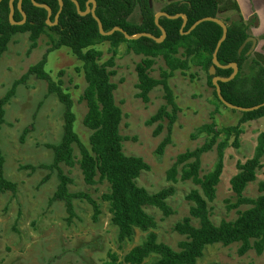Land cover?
<instances>
[{"label": "trees", "instance_id": "16d2710c", "mask_svg": "<svg viewBox=\"0 0 264 264\" xmlns=\"http://www.w3.org/2000/svg\"><path fill=\"white\" fill-rule=\"evenodd\" d=\"M10 1L3 0L0 4V57L8 50L9 44L17 34H29L30 51L38 48V42L44 36L50 39V47L43 59L30 67L26 74L16 81L11 90L0 99V196L6 192H11L13 195L17 193V185L6 179L4 170L6 160L1 148V131L5 124V106L15 96L17 88L25 85L31 77L35 76L47 82L48 93L56 95L65 107L62 140L59 144L47 145L54 153L53 163L41 166L43 169L56 171L58 175L59 185L51 202H64L70 222L75 217L74 200H85L93 207L96 221L100 215V206L86 193H70L69 185L72 180L63 172L61 165L73 168L78 164L87 185L108 183L109 191L103 195L102 199L109 204L112 222L119 231L118 248L123 250L125 242L132 238L135 230L150 232L156 229L154 218L145 211L147 207L158 209L166 217L173 214L167 201L174 195L175 190L167 188L150 194L137 185L141 174L149 171L150 167L142 158L128 157L123 153L124 138L120 134L123 113L116 105L114 92L117 86L112 82V77L116 73L112 70L115 67L114 57L103 62V52L95 47L109 43L113 54L116 55L118 48L126 46L128 51L143 57L136 67L139 97L148 103L149 94L159 86L163 88L165 99L172 108V114H169L167 107H164L149 121V124L161 122L165 117H169V134L178 112L169 86V80L175 73L187 71L190 65H195L207 72L209 82L212 84L214 77L229 79L233 75V69L221 67L237 64L239 71L235 78L218 82L223 99L233 106L244 109L261 107L242 113L237 126L216 129L214 124H207L197 129L193 138L205 135L207 139L204 144L193 151L179 155L176 163L168 171L170 181L176 182L178 174L181 173L182 181H192L200 188V190H193L187 197L193 204L190 216L175 226V231L185 236L186 241L179 245L180 250L175 251L163 243H158L156 234L150 232L147 240L133 248L122 261L117 254H110L111 261L108 264H147L146 260L152 256L158 257V260L152 264H197L203 257L205 249L216 244L226 247L240 244L238 250L240 256L246 255L251 250L262 255L264 252V183H260L259 186L263 195L257 199L246 198L243 193L256 181L257 172L262 168L264 133L259 138V145L253 158L245 163H239V173L232 179V191L237 197L232 208L238 209L242 206L249 208L239 212L235 221H223L219 226L212 223L209 208V203L216 199L217 186L224 168L225 151L231 145L239 146L238 138L242 133L243 124L264 118V64L257 60L246 63L251 45H247L240 52L241 47L251 37L250 25L241 17L232 20L229 24L225 23L227 36L217 55V61L221 67H215L216 74L211 76L209 71L214 67L213 56L223 38V29L217 23L207 21L192 32L189 33V31L200 20L219 18V13L223 9L219 0H170L169 4L161 10V13L167 14L170 18L161 16L158 20L150 0H75L81 13L87 11L88 5L93 8L90 2L95 1V17L91 13L79 14L77 6L71 0H62V8L60 0H23L21 9L18 7L19 0H14V24L10 20ZM40 6L48 7L51 15L49 16L46 8ZM137 7L141 11V23L133 24L130 22V17ZM232 7L238 9L236 3ZM60 11L58 23L55 24ZM22 12L26 16L24 23ZM176 16L179 17L174 18ZM182 16L187 18L184 27ZM48 20L53 25H48ZM100 24L105 34L112 32L115 28L122 31L104 35L101 33ZM161 28L166 33L161 43L147 37H139L135 40L126 38V35L134 37L149 34L155 39H160L163 37ZM61 48H69L83 63L87 86L79 102L87 107L83 124L92 132L90 150L81 143L74 130L76 116L73 112L71 95L65 93L60 84L55 83L45 71L48 55ZM159 58L164 60L166 68L161 71V79H155L149 73ZM212 87L216 88L213 84ZM161 128L160 125L155 132L156 135ZM29 130L30 128L26 129L23 138ZM233 137L234 141L230 144V139ZM169 143L170 137L160 145L158 149L160 155L164 153ZM75 147L80 151L79 160L75 157ZM215 147L218 154L217 164L212 172L201 177L202 157ZM193 220H198L200 226L195 227L192 224Z\"/></svg>", "mask_w": 264, "mask_h": 264}, {"label": "rangeland", "instance_id": "374dc122", "mask_svg": "<svg viewBox=\"0 0 264 264\" xmlns=\"http://www.w3.org/2000/svg\"><path fill=\"white\" fill-rule=\"evenodd\" d=\"M222 11L219 19L225 24L240 17L250 25L249 34L257 45L249 56L264 64V0H219ZM170 0H150L156 16L168 5ZM236 3L238 9H233ZM141 11L137 7L130 17L133 24L141 23ZM50 39L42 37L38 48L30 51L29 34H17L0 57V99L11 90L28 69L39 63L49 49ZM247 45H253L249 42ZM252 48V47H251ZM95 49L103 52V62L114 57L115 75L112 82L117 89L114 92L116 105L122 110L123 117L120 134L124 138L123 153L128 157L142 158L150 167L137 180V185L150 194L173 188L175 193L167 201L173 214L166 217L158 209L147 207L146 212L156 222L151 230L157 236V242L163 243L175 251L186 241V237L175 231L177 223L190 216L192 203L187 199L193 190H200L192 181H182L181 173L177 181L168 179V171L176 163L179 155L201 147L206 141L205 135L193 138L197 129L214 124L216 129L237 126L242 113L221 104L216 88L212 87L208 74L201 67L190 65L187 71H177L169 80L174 102L178 107L175 122L169 134L170 118L149 124V121L164 107L172 114V108L165 99L161 86L149 94V102L140 97L136 67L143 60L121 46L114 55L109 43L97 45ZM162 58L157 59L150 76L161 79L165 69ZM45 71L52 80L60 84L65 93L71 95L73 112L76 116L74 130L82 144L91 149L92 132L83 124L87 107L79 102L86 82L83 63L69 48H61L48 55ZM63 72V73H62ZM62 73V74H61ZM217 95V96H216ZM64 105L58 97L48 93L47 82L31 77L25 85L17 88L15 96L5 106V124L1 131V148L6 160L5 177L17 185V193L6 192L0 196V264H108L110 254H117L119 260L133 248L147 240L150 232L135 230L134 235L118 248V229L112 222L109 204L102 197L109 191V184L87 185L76 164L73 168L61 165L63 172L72 180L69 191L72 194L86 193L100 206V215L94 220L93 207L85 200H74L75 217L68 221L65 204L51 202L59 185L56 171L41 166L53 163L54 153L47 145L59 144L64 133ZM161 125L158 135L155 132ZM28 134L23 138L26 129ZM238 147L230 146L224 154V168L217 186L216 199L209 203L210 219L215 226L223 221H235L239 212L248 206L232 208L237 197L232 191V179L239 173L238 164L253 158L264 133V118L246 122L241 126ZM170 137V143L160 155V145ZM234 137L230 139V144ZM216 147L202 157L201 177L212 172L217 164ZM75 157L80 159V151L75 147ZM262 168L257 179L243 193L249 199L263 195L260 183H264V156ZM35 168V169H33ZM181 169V168H180ZM46 179V180H45ZM192 224L199 227L198 220ZM240 244L208 246L197 264H264V252L258 255L251 250L244 256L238 254ZM158 260L152 256L146 260L152 264Z\"/></svg>", "mask_w": 264, "mask_h": 264}, {"label": "water", "instance_id": "95a60500", "mask_svg": "<svg viewBox=\"0 0 264 264\" xmlns=\"http://www.w3.org/2000/svg\"><path fill=\"white\" fill-rule=\"evenodd\" d=\"M2 1H3V0H0V4H1ZM22 1H23V0H19V5H18L19 9H21V3H22ZM33 1H34V0H33ZM71 1L77 6L79 14H81V15H86V14H90V13H91V14L95 17V9H96V3H95V1H91V2H90V3H92L93 8H91V7L88 5V6H87V11H86L85 13H81L80 8H79V5H78V3H77L75 0H71ZM13 3H14V0H11V1H10V9H11L10 20H11V22L14 24L15 22L13 21V16H14V5H13ZM35 5H36V6H39V5H37V4H35ZM62 5H63L62 0H60V6H61V8H62ZM40 7H44V8H46V10H47L48 13H49V16L51 15V10H50L48 7H45V6H40ZM60 13H61V11L59 12V14H58L57 17H56V23H55V24L58 23V19H59ZM22 15H23V18H24V21H23V23H24V22L26 21V16H25V14H24L23 12H22ZM161 16H165V17L170 18L167 14L161 13V15H160L159 17L156 16V19L158 20ZM178 17H179V16H176V17H174V18H178ZM182 17H183V19H184V25H183V27H184L185 24H186L187 18H186L185 16H182ZM207 21L215 22V23H217L219 26H221L222 29H223V38H222L221 41L219 42V44H218V46H217V49H216V51H215V54H214V56H213V64H214V67H212V68L210 69V71H209V73H210L211 76H215V74H216V68H215V67H218V68L221 67V66L219 65L218 61H217V55H218V52H219V49H220L222 43L224 42V40L226 39V36H227V26H226V24H224L219 18H206V19L200 20V21H198L197 23H195V24L192 26V28L190 29L189 33L192 32L193 30H195L200 24H202L203 22H207ZM47 24H48V25H53V24H51L50 20L47 21ZM161 29H162V28H161ZM100 30H101V33L104 34V35L112 34V33L115 32V31H118V32L122 31V30L119 29V28H115L112 32H110V33H108V34H105V33L103 32V30H102V26H101V24H100ZM162 33H163V37L160 38V39H155L153 36H151V35H149V34H140V35H137V36H134V37L128 36V35H126V34H125V35H126L127 40H135V39H138L139 37H147V38L154 39L157 43H161V42L165 39V37H166V33H165V31H164L163 29H162ZM249 42H252L253 45H252V49H251V50L248 52V54H247L248 56H250V55L253 53V51H254V49H255V47H256V45H257V41H256L254 38H252V37L248 38L247 41L244 43V45L241 47V50H240V52H242V51L245 49V47L247 46V44H248ZM221 68H228V69H233V70H234L233 75H232L229 79H219L218 77H214V79H213V81H212L213 85L216 87L218 98H219V100L223 103V105H225L226 107H228V108H230V109H232V110H237V111H239V112H241V113L251 112V111H254V110L259 109L261 106H257V107H255V108H251V109H244V108L236 107V106H233V105L227 103V102L223 99L222 94H221V90H220L219 85H218V82H219V81H223V82H225V81L232 80V79L235 78V76L237 75V73H238V71H239V68H238V65H237V64H231V65H229V66H227V67H221Z\"/></svg>", "mask_w": 264, "mask_h": 264}, {"label": "flooded vegetation", "instance_id": "af4514ba", "mask_svg": "<svg viewBox=\"0 0 264 264\" xmlns=\"http://www.w3.org/2000/svg\"><path fill=\"white\" fill-rule=\"evenodd\" d=\"M252 49V48H251ZM252 55V54H251Z\"/></svg>", "mask_w": 264, "mask_h": 264}]
</instances>
